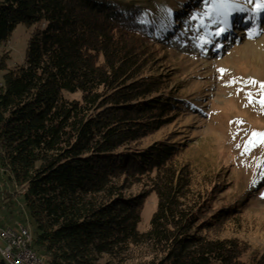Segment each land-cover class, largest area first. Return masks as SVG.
I'll list each match as a JSON object with an SVG mask.
<instances>
[{
	"label": "trees",
	"instance_id": "16d2710c",
	"mask_svg": "<svg viewBox=\"0 0 264 264\" xmlns=\"http://www.w3.org/2000/svg\"><path fill=\"white\" fill-rule=\"evenodd\" d=\"M174 20L135 0H0V169L48 264H264V251L221 236L242 209L209 214L210 177L199 184L179 159L184 141L136 146L180 107L153 72L162 46L151 37ZM19 25L30 32L15 57ZM133 185L147 188L124 197Z\"/></svg>",
	"mask_w": 264,
	"mask_h": 264
},
{
	"label": "rangeland",
	"instance_id": "374dc122",
	"mask_svg": "<svg viewBox=\"0 0 264 264\" xmlns=\"http://www.w3.org/2000/svg\"><path fill=\"white\" fill-rule=\"evenodd\" d=\"M135 1L147 11H167L174 16L172 30L151 37L162 46L155 53L158 62L153 72L166 76L159 93L169 95L176 90L180 100L169 123L139 139L136 146L141 148L163 139L184 141L179 159L193 166L199 184L204 183V175L210 177L213 193L209 214L228 206L242 209L226 223L221 236H237L246 240L253 251H264V143L244 152L245 141L253 131L264 133V107L258 102L260 82H264V10L256 20L250 11L254 5L247 6L249 11L231 12L225 31L215 35L224 25L212 22L217 13L209 9L205 0ZM205 11L209 15H200ZM252 28L256 32L250 36ZM29 32L24 25L13 32L9 41L13 56L23 51L22 42L25 46ZM220 69L225 71L221 73ZM249 79L257 83H246ZM146 188L133 185L124 189L123 196L139 195ZM155 208L156 196L150 194L143 206L142 229L147 227ZM2 225H24L31 232L34 229L19 186L0 169ZM38 254L47 260L46 254ZM105 261L103 257L100 264Z\"/></svg>",
	"mask_w": 264,
	"mask_h": 264
},
{
	"label": "snow or ice",
	"instance_id": "6c2138e0",
	"mask_svg": "<svg viewBox=\"0 0 264 264\" xmlns=\"http://www.w3.org/2000/svg\"><path fill=\"white\" fill-rule=\"evenodd\" d=\"M205 4L208 5L209 9L215 11L217 13V19H213V23L219 22L224 27H221L215 35H220L223 31H225V28L228 25V16L231 12L237 11V12H245L249 11L248 5H254L250 11L252 13V19L256 20L258 19L259 13L264 10V0H211V4H208V0H205ZM200 15H209V11H205L200 13ZM195 18V14L194 17ZM140 23H145L146 21L141 17ZM256 29L252 28L249 29V35L255 34ZM221 73L225 70L220 69L218 70ZM233 81H229V83H232ZM246 83L250 84H256L257 81L253 79H249L246 81ZM260 90H261V98L258 101L262 107H264V82H260ZM247 97L249 99V102H252V96L251 93L247 94ZM257 143H264V133L253 131L251 133V137L245 141L244 145V152H248L251 150V147H254ZM237 147H240V145H237ZM261 175L264 176V171L261 172ZM255 183V181H254ZM264 195V194H262Z\"/></svg>",
	"mask_w": 264,
	"mask_h": 264
},
{
	"label": "built area",
	"instance_id": "2783aa9c",
	"mask_svg": "<svg viewBox=\"0 0 264 264\" xmlns=\"http://www.w3.org/2000/svg\"><path fill=\"white\" fill-rule=\"evenodd\" d=\"M17 227L0 226V258L6 264H42L39 255L30 253L32 236L29 234L30 245H22ZM15 250H22V259H15Z\"/></svg>",
	"mask_w": 264,
	"mask_h": 264
},
{
	"label": "bare ground",
	"instance_id": "6f19581e",
	"mask_svg": "<svg viewBox=\"0 0 264 264\" xmlns=\"http://www.w3.org/2000/svg\"><path fill=\"white\" fill-rule=\"evenodd\" d=\"M254 49V47L252 48ZM17 227V234L20 237V242L22 245H30V236H32L31 230L24 225H18ZM30 253L39 255V257L42 259V264H48L46 258L43 255L38 254L32 247V240H31V246H30ZM15 259H22V250H15Z\"/></svg>",
	"mask_w": 264,
	"mask_h": 264
}]
</instances>
